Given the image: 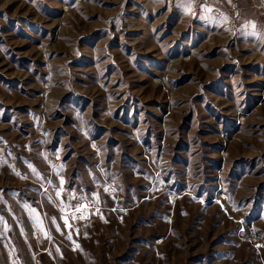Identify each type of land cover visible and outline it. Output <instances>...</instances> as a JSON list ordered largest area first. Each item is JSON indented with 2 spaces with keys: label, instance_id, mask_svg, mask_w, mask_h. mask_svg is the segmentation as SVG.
I'll use <instances>...</instances> for the list:
<instances>
[{
  "label": "rangeland",
  "instance_id": "obj_1",
  "mask_svg": "<svg viewBox=\"0 0 264 264\" xmlns=\"http://www.w3.org/2000/svg\"><path fill=\"white\" fill-rule=\"evenodd\" d=\"M0 264H264V0H0Z\"/></svg>",
  "mask_w": 264,
  "mask_h": 264
},
{
  "label": "bare ground",
  "instance_id": "obj_2",
  "mask_svg": "<svg viewBox=\"0 0 264 264\" xmlns=\"http://www.w3.org/2000/svg\"><path fill=\"white\" fill-rule=\"evenodd\" d=\"M77 216H78L79 219L84 220V219H85V216H86V213H82V212H80V213H78Z\"/></svg>",
  "mask_w": 264,
  "mask_h": 264
},
{
  "label": "snow or ice",
  "instance_id": "obj_3",
  "mask_svg": "<svg viewBox=\"0 0 264 264\" xmlns=\"http://www.w3.org/2000/svg\"><path fill=\"white\" fill-rule=\"evenodd\" d=\"M80 207H86L85 205H81Z\"/></svg>",
  "mask_w": 264,
  "mask_h": 264
}]
</instances>
